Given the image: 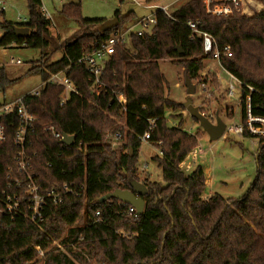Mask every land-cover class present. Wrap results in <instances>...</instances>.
<instances>
[{"label": "trees", "instance_id": "16d2710c", "mask_svg": "<svg viewBox=\"0 0 264 264\" xmlns=\"http://www.w3.org/2000/svg\"><path fill=\"white\" fill-rule=\"evenodd\" d=\"M27 5L29 18L24 24L7 20L6 13L0 12V47L34 48L41 55L16 79L0 68L1 92L25 76H41L42 82L47 81L70 61L98 50L113 31L138 20L133 12L122 16L117 11V27L99 30L96 26L106 20L85 19L81 0L70 2L60 13L79 29L56 47L41 2L27 0ZM155 17L150 34L131 35L116 48L106 63L105 90L99 95L84 67L75 64L67 76L78 94L73 93L65 105L60 99L63 87L53 83H47L38 95L23 97L24 105L38 118L30 146L40 183L45 189L63 184L77 190L84 185V189L80 197L69 194L57 205L48 200L41 225L29 221L27 210L15 220L0 217V264H37L40 253L35 247L44 252L42 264H264V143L258 144L255 154V181L243 196L225 199L214 193L205 199L203 168L197 166L187 173L181 167L203 134L187 132L181 114L173 115L186 109L169 98L170 84L160 69L161 61H170L199 85L208 81V75L202 74L205 62L217 60L242 84L243 120L247 96L252 114L264 115V9L249 16L239 12L216 16L205 13L203 0H186L171 12L157 11ZM188 22L196 23L197 33ZM22 26L30 30L27 37L16 34V28ZM203 34L216 43L210 53L204 51ZM226 45L231 47V57L216 59L215 49ZM52 46L63 53L59 64L49 63L47 51ZM209 83L219 86L216 75ZM116 94L127 97L126 113H120ZM201 113L215 122L216 113ZM12 117L14 126L8 130L7 142L0 145V179L4 183L8 168H15L17 152L13 137L18 120ZM170 118H178V124L170 126ZM151 120H155V129L147 142L161 153L153 161L161 169L163 184L149 177L141 180L138 170L139 136L148 130ZM47 127L74 136V143L62 145L44 130ZM118 132L122 135L118 141L124 142L122 151L106 139ZM136 183L147 190L141 215H129V205L115 199L100 203L103 196L118 189L132 191ZM56 241L64 249L49 251Z\"/></svg>", "mask_w": 264, "mask_h": 264}, {"label": "rangeland", "instance_id": "374dc122", "mask_svg": "<svg viewBox=\"0 0 264 264\" xmlns=\"http://www.w3.org/2000/svg\"><path fill=\"white\" fill-rule=\"evenodd\" d=\"M46 9L50 12V20L54 25V33L51 37L54 44L59 46L65 39L71 38L77 31L78 25L71 19L63 16L60 9L64 4L70 2H78L79 0H42ZM186 0H81L82 15L85 19H103L109 20L115 17L117 11L122 16L133 12L138 17L151 16L159 11L165 5H169V12L177 9ZM8 9L5 12V18L12 22H19L22 18L26 21L29 18L27 0H5ZM248 10L247 14L252 15L254 12H259L264 8V0H250L246 2ZM1 19V17H0ZM104 25L96 26V29H101ZM63 35L64 39H58V35ZM49 54L50 63L56 64L62 60V51L52 46L47 51ZM41 52L34 48H23L20 46H11L9 48L0 47V68H5L7 74L16 79L22 76L30 67L32 61L40 58ZM20 61V63H16ZM160 69L162 74L167 78L170 84L169 98L175 102L184 104L189 98L193 100L194 106L206 111L209 115L216 113L225 124L241 122V108L238 107V102L226 97L227 85L230 81L229 75L219 65L217 60L205 62L203 76L208 75V81L203 88L202 84L195 85L196 94L193 97L187 95L185 87V75L183 69L172 64L170 61H161ZM216 75L219 86H211V76ZM220 77L222 79H220ZM41 76H25L20 81L7 88L4 92L0 91V104L5 102H14L25 96L31 91L42 86ZM235 87L240 88L236 81H233ZM172 115V112H168ZM181 114L184 119L183 128L191 133H201L202 140L200 144L203 148H211L213 156L205 148L203 152L204 166L206 169L214 168L213 174L217 177L218 184L215 187V193H218L225 199L239 198L243 196L256 178V162L255 154L257 148L253 147L247 139H239L231 135L223 136L217 141H210L209 137L204 133L199 123L194 121L190 114L184 111H177L173 115ZM232 115V119L229 116ZM179 119L170 118V126H176ZM214 123V122H213ZM113 148L117 151L123 150V141H111ZM160 152L156 147L148 142H142L139 152L138 170L141 180L149 177L151 181L160 182L163 184L162 172L158 165L153 161V157ZM148 165L146 170H143V165ZM185 171L186 167L181 166ZM191 171H187L190 173ZM209 194L208 189L204 193L206 199ZM42 259L39 258L37 264H42Z\"/></svg>", "mask_w": 264, "mask_h": 264}, {"label": "built area", "instance_id": "2783aa9c", "mask_svg": "<svg viewBox=\"0 0 264 264\" xmlns=\"http://www.w3.org/2000/svg\"><path fill=\"white\" fill-rule=\"evenodd\" d=\"M42 4V11L45 16L49 17V12L43 4L42 0H38ZM246 2L250 0H203L204 11L207 14H213L216 16H229L235 12L241 14H247ZM8 5L5 0H0V12H6ZM167 12V9H162ZM17 23H27L25 19L19 18ZM156 24L155 14L138 19L136 22L129 24L126 28L115 30L111 33L110 37L104 42L98 50L93 53H89L76 62L70 61L69 66L60 72L52 74L50 78L42 83V86L38 89L31 91L28 94L38 95L40 90L47 84L53 83L63 87V93L60 96L61 105H65L71 98L73 93L78 94L74 84L67 76V72L70 66L78 64L82 65L89 76V80L92 82V87L99 95L105 90V86L102 83V77L106 63L110 57L116 52V48L129 41L131 35L143 36L144 34H150ZM188 27L197 33L196 23L188 22ZM23 27V26H22ZM2 31L0 30V37ZM201 35V34H199ZM203 47L205 53H210L214 50L216 43L208 34H203ZM58 39H62L61 35H58ZM235 40V39H234ZM231 47L226 45L222 50L215 49V58L220 56L231 57ZM16 63H20L17 61ZM60 63V62H59ZM58 63V64H59ZM230 81L227 85L226 97L230 100H236L238 107L242 108V84L231 74H229ZM233 81H236L240 88L235 87ZM205 88V83L202 84ZM250 92H253V88H248ZM24 97V96H23ZM23 97L14 102H5L0 104V145L5 144L8 139V130L14 126L13 115L17 116L18 125L14 132V145L17 149L15 154V168L9 167L7 170V181L4 183L0 179V217H8L15 220L17 217L24 215L25 211H28V219L30 222L41 225L44 223V209L46 202L49 200L53 204L57 205L64 201V197L69 194H76L77 197L82 195L84 185L80 189L74 188V185L63 184L62 186L52 189H45L36 176L32 163L30 138L35 131L36 122L38 118L29 111V109L23 103ZM115 99L122 107L121 114L126 113L125 105L127 103V97L124 94H116ZM264 112V109H262ZM245 119L241 118L239 124L230 123L226 124V130L224 136L231 135L239 139H247L251 142L252 146L257 148L260 142L264 143V115H253L251 98L246 97L245 102ZM118 125L125 127L124 123L120 120H116ZM155 129V120L149 122V128L140 134L139 139L144 143L150 139L151 132ZM47 132H51L54 138L63 140V134L55 132L53 127H47L44 129ZM247 134V135H246ZM121 133L114 135L109 134L107 136L108 141H118L121 139ZM63 145V144H62ZM161 155V153H160ZM148 165H143V170H146ZM120 202V201H119ZM122 203V202H120ZM124 204V203H123ZM126 205V204H125ZM136 210L134 207L129 206L128 214L132 215ZM119 233H123L119 231ZM36 251L40 253V258L44 256V252H41L39 247H35ZM64 247L59 241L53 243L49 251H62Z\"/></svg>", "mask_w": 264, "mask_h": 264}, {"label": "water", "instance_id": "95a60500", "mask_svg": "<svg viewBox=\"0 0 264 264\" xmlns=\"http://www.w3.org/2000/svg\"><path fill=\"white\" fill-rule=\"evenodd\" d=\"M118 19L116 17L106 20L104 22L105 29H113L117 27ZM29 28L27 27H17L16 34L18 36L27 37L29 35ZM185 87L187 90V95L189 97H193L196 94L195 85L188 79L185 78ZM184 108L187 113L190 114L192 119L198 121L202 130L209 137L210 141H217L221 137L224 136L226 130V124L222 121L220 117H216L215 122L213 123L208 117L203 115L200 112V109L193 104V100L189 98L184 104ZM75 137L70 135H64L61 144L70 146L74 143ZM147 193L146 187L141 183H136L133 186L132 191H123L116 190L113 193L107 194L100 199V203H104L110 201L111 199H115L120 201L126 205L132 206L135 208L137 215H141L144 212L145 202L143 200V196Z\"/></svg>", "mask_w": 264, "mask_h": 264}, {"label": "crops", "instance_id": "0c3cea01", "mask_svg": "<svg viewBox=\"0 0 264 264\" xmlns=\"http://www.w3.org/2000/svg\"><path fill=\"white\" fill-rule=\"evenodd\" d=\"M164 8L167 9V11H169L170 6L169 5H165L162 8H160L159 10H162ZM155 13H153V14H155ZM143 17H138L137 16L138 19L143 18ZM48 19L50 20V16L48 17ZM49 27H48V30H49L50 34H53L54 33V25L51 23V20H50ZM61 37H62V39L65 38L63 35H61ZM60 61H58L56 64H58ZM49 63H50V60H49ZM227 74H228V72H227ZM220 79H222V78L220 77ZM200 141H199V146L187 157V159L185 160V162L182 165H184L186 167L185 172H187L189 170L190 171H193L197 166H201L203 168V170H204V172L206 174V185H207V189L209 191V194H208V196L206 198V199H208L211 195H213L215 193V190L214 189H215V187L218 184V180H217V177L213 174L214 168L206 169L205 166H204V164H203V163H205L204 160H203V156H204L203 152H206L205 151V148H207V147L203 148V146L200 144ZM206 150L208 152H210V154L212 156L214 155L213 154V151H212V149L210 147L207 148Z\"/></svg>", "mask_w": 264, "mask_h": 264}]
</instances>
